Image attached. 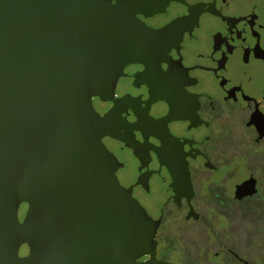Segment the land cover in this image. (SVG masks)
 Returning a JSON list of instances; mask_svg holds the SVG:
<instances>
[{
	"label": "water",
	"instance_id": "95a60500",
	"mask_svg": "<svg viewBox=\"0 0 264 264\" xmlns=\"http://www.w3.org/2000/svg\"><path fill=\"white\" fill-rule=\"evenodd\" d=\"M169 1L0 0V264H171L154 256L158 221L119 184L91 102L136 55L135 14ZM175 183L192 190L188 168ZM255 191L249 177L235 198Z\"/></svg>",
	"mask_w": 264,
	"mask_h": 264
},
{
	"label": "flooded vegetation",
	"instance_id": "af4514ba",
	"mask_svg": "<svg viewBox=\"0 0 264 264\" xmlns=\"http://www.w3.org/2000/svg\"><path fill=\"white\" fill-rule=\"evenodd\" d=\"M140 30L136 55L122 64L118 77L92 97L100 116L107 115L101 141L114 159L119 184L146 213L158 221L155 258L184 264L169 237L179 223L203 225L196 207L194 180L200 174H233L237 136L248 130V140L264 142V13L251 0H170L155 13H136ZM146 27V28H144ZM156 31L143 35L145 29ZM189 170L192 190L175 183ZM231 186H215L211 193L222 218L229 203L260 194L262 184L252 173L238 176ZM255 179L256 191L235 198V187ZM25 210L21 212L22 220ZM195 228V229H196ZM183 232L191 250L200 241L198 231ZM214 255L222 264H249L233 250L228 235L214 231ZM24 244L19 255L27 254ZM196 254L197 264H208ZM143 255L140 261L149 259Z\"/></svg>",
	"mask_w": 264,
	"mask_h": 264
},
{
	"label": "rangeland",
	"instance_id": "374dc122",
	"mask_svg": "<svg viewBox=\"0 0 264 264\" xmlns=\"http://www.w3.org/2000/svg\"><path fill=\"white\" fill-rule=\"evenodd\" d=\"M261 5L264 13V0H251ZM248 130H242L237 136L236 169L233 174L204 173L195 177L194 184L198 192L197 209L202 215L203 225L200 228H190L189 225L179 223V233L169 237L173 249H179L178 253L169 254L172 258L184 264H197L196 254L205 255L208 264H222V255L215 256L214 231L228 235L229 245L249 264H264V142L255 144L248 140ZM252 172L262 184L260 194L243 202H231L230 211L220 217L217 202L211 191L215 186H207L205 183H221L231 186L239 178ZM21 204L18 209V217L25 210ZM198 231L201 234L199 242L191 250L190 241L184 238L183 232Z\"/></svg>",
	"mask_w": 264,
	"mask_h": 264
}]
</instances>
